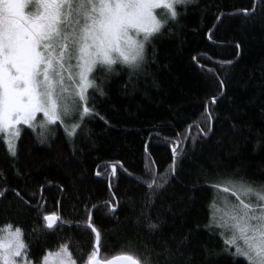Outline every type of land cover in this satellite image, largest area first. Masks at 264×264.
Wrapping results in <instances>:
<instances>
[{
  "label": "trees",
  "instance_id": "1",
  "mask_svg": "<svg viewBox=\"0 0 264 264\" xmlns=\"http://www.w3.org/2000/svg\"><path fill=\"white\" fill-rule=\"evenodd\" d=\"M177 11V19L146 46L139 71L117 65L110 74L96 73L104 91L92 92L99 116L86 119L71 141L63 127L53 128L45 143L23 130L14 158L0 143V189H9L0 197V226L23 229L33 261L67 238L77 257L89 252L93 234L75 222L86 218V205H97L92 220L104 254L133 252L166 264L161 254L171 250L168 264H249L231 255L234 248L209 226L210 205L223 193L215 184L240 178L264 184V0H193ZM206 104L212 131L184 143L174 175L145 208L148 190L132 176L148 179L146 156L165 172L177 133L203 120ZM112 165L117 174L110 180ZM112 193L118 203L110 213L105 201ZM52 211L73 223L34 231ZM149 222L157 229L150 230Z\"/></svg>",
  "mask_w": 264,
  "mask_h": 264
},
{
  "label": "snow or ice",
  "instance_id": "2",
  "mask_svg": "<svg viewBox=\"0 0 264 264\" xmlns=\"http://www.w3.org/2000/svg\"><path fill=\"white\" fill-rule=\"evenodd\" d=\"M192 2L0 0V143L6 145L9 155L16 157L15 142L23 130H30L40 143H45L49 135L54 134L53 128L63 127L71 141L86 119L99 116L92 103V92L103 96L104 91L97 82L96 73L110 74L117 65L126 66L130 73L139 71L145 62L146 46L161 34L169 21L177 19V6ZM242 11L248 14L247 9ZM220 63L230 64L231 61ZM208 71L215 73L211 68ZM220 84L223 85L222 80ZM216 99L212 97L210 103L214 104ZM203 117L177 133L172 146V164L165 172H159L155 162L146 156L148 179L128 173L148 190L145 208L151 206L174 175L184 143L191 139L194 144L201 134L207 137L212 131L209 121L213 116L207 104ZM193 127L197 130L196 135L190 132ZM124 171L128 172L127 169ZM103 174L108 175L107 172ZM116 174V165H112L109 179ZM96 175L102 173L98 171ZM214 187L218 191L223 187V192L230 193L235 200L221 197V205L214 208L209 226L219 228L220 234L227 237L226 247L229 244L236 246L231 255L245 258L249 264H264V184L254 185L240 178L229 179L224 186L215 184ZM8 190L0 189V197ZM11 191L31 206L18 190ZM117 203L115 193H112V198L105 201L106 206H111L110 213ZM35 207L38 212H43L41 203ZM96 207L86 205V218L75 222L77 227L93 234L91 250L86 254L77 246L76 251H81V256L77 257L71 248V239L67 238L55 249H46L39 260L33 261L23 229L8 223L0 226V264H151L147 255L141 258L133 252L102 253V233L92 220V210ZM141 215H145L143 210ZM41 219L42 226L34 231L40 227L45 232L54 231L61 225L73 223L56 211L44 212ZM157 227V224H148L150 230ZM161 255L166 264L174 258L171 250H165Z\"/></svg>",
  "mask_w": 264,
  "mask_h": 264
},
{
  "label": "rangeland",
  "instance_id": "3",
  "mask_svg": "<svg viewBox=\"0 0 264 264\" xmlns=\"http://www.w3.org/2000/svg\"><path fill=\"white\" fill-rule=\"evenodd\" d=\"M69 122H71V121H69ZM17 141V140H16ZM16 143V142H15ZM222 189V191H223V188H221ZM224 196H227V197H229L230 199H232V200H235V197L234 196H230V195H228L227 193H220V194H218L217 196H216V198H215V200H214V202H212L211 203V205H210V216H211V218H212V215H213V211H214V208L215 207H217V206H220L221 205V197H224ZM216 229H218V232H219V234H220V229L219 228H217V227H215ZM221 235V234H220ZM221 237L223 238V240L224 241H226V239H227V237H225V236H222L221 235ZM239 243H243L242 241H240ZM230 246H232L233 248H234V250H235V245H231V244H229ZM245 259V258H244Z\"/></svg>",
  "mask_w": 264,
  "mask_h": 264
},
{
  "label": "water",
  "instance_id": "4",
  "mask_svg": "<svg viewBox=\"0 0 264 264\" xmlns=\"http://www.w3.org/2000/svg\"><path fill=\"white\" fill-rule=\"evenodd\" d=\"M97 176V175H96Z\"/></svg>",
  "mask_w": 264,
  "mask_h": 264
}]
</instances>
